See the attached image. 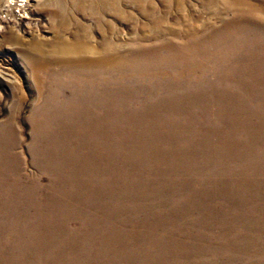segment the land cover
I'll use <instances>...</instances> for the list:
<instances>
[{"label": "rangeland", "instance_id": "obj_1", "mask_svg": "<svg viewBox=\"0 0 264 264\" xmlns=\"http://www.w3.org/2000/svg\"><path fill=\"white\" fill-rule=\"evenodd\" d=\"M121 5L88 113L61 40L112 33L0 0V264H264V0Z\"/></svg>", "mask_w": 264, "mask_h": 264}, {"label": "bare ground", "instance_id": "obj_2", "mask_svg": "<svg viewBox=\"0 0 264 264\" xmlns=\"http://www.w3.org/2000/svg\"><path fill=\"white\" fill-rule=\"evenodd\" d=\"M73 6L76 12L80 13L84 17H90L96 20V25L94 28L97 31L103 33L104 30H107V32L112 33L114 36V40L112 41L106 39L104 36L101 40V44L97 48H94L89 39L90 37L87 34L91 28L83 27L82 32L78 35H75L71 42H65L61 40V42L66 43L67 49L71 52V55L67 56L66 58L69 59L68 62L70 63V66L73 67V70L68 77L71 85H66L77 88V91L80 94L76 96V98L79 99L78 101L80 104L77 105L73 111H86L89 113L91 107H94V104L92 103L93 99L88 97V95L84 96L83 92L90 91L92 85L99 83L101 84V82L105 80L107 75V65L112 67V73L115 76L119 77L120 75L118 65L121 56L118 55L119 47L116 43L118 41V31L113 26L112 21H103V19L107 15L110 17L112 15L116 21H119L122 19L125 10L121 5V0H73ZM149 13L151 16H154L153 5L150 6ZM160 18L162 25L158 22V24L152 23L151 25L154 27V29H156V31L161 30L162 32L164 31V19L162 17ZM85 51H93L94 53L90 56L88 54H82ZM89 66L91 71L89 70ZM43 110L44 109H39L38 112L43 114L45 111Z\"/></svg>", "mask_w": 264, "mask_h": 264}]
</instances>
